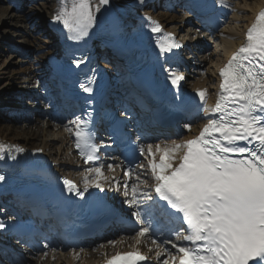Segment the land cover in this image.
Instances as JSON below:
<instances>
[{"label": "snow or ice", "instance_id": "6c2138e0", "mask_svg": "<svg viewBox=\"0 0 264 264\" xmlns=\"http://www.w3.org/2000/svg\"><path fill=\"white\" fill-rule=\"evenodd\" d=\"M110 4L111 0H71L53 20L73 33L69 39L81 40L97 24L101 9ZM151 23V32L162 31L158 22ZM166 35L163 42L156 41L161 57L181 47L171 33ZM73 63L79 67L83 61ZM164 70L171 84L178 87L184 76L170 67ZM218 75L214 104H206L207 89L196 90L204 104L205 120L198 134L139 147L144 161L133 165L128 160L122 180L105 175L101 152L109 145L102 139L97 142L90 109L64 126L74 137L84 164L96 165L86 169L83 190L65 179L66 191L83 197L89 187L103 191L107 185L122 194L130 213L135 232L131 250L116 252L104 264H150L152 260L157 264H264V9L258 11L245 32V41ZM90 84L91 78L80 88L92 94ZM86 103L92 105L93 100ZM120 117L112 118L108 140L135 144L123 127L130 118L128 112H121ZM183 127L191 130L190 123ZM6 147L0 144V153ZM11 148L17 153L25 151L17 145ZM8 159L15 156L9 152ZM117 167L120 165L109 163L107 171L114 172ZM5 179L0 175V181ZM6 227L0 222V229ZM149 241L148 252H142L140 246ZM107 243L115 246L118 242ZM74 255L78 258L79 253ZM45 256L46 251L40 259Z\"/></svg>", "mask_w": 264, "mask_h": 264}, {"label": "bare ground", "instance_id": "6f19581e", "mask_svg": "<svg viewBox=\"0 0 264 264\" xmlns=\"http://www.w3.org/2000/svg\"><path fill=\"white\" fill-rule=\"evenodd\" d=\"M49 1L51 2L49 7L41 8V12L33 11V18L37 17L42 21H49L50 19H52L53 15L60 10V8L71 5V0H45V3H48ZM124 1L126 0H111L110 6H105L104 8H102L101 12L97 14L99 17L97 24L89 30V35L84 38H86V40H91L96 38L97 36L102 35V31H104L105 29L108 30L106 26L105 16L110 12L114 13L115 11H117L118 8L122 7ZM133 1L137 2V0ZM95 2L96 0H93V3ZM11 6L13 5H9L8 0H0V17L7 16L9 20L16 21L13 9L9 8ZM262 7H264V0H235L231 3L230 15L224 22H222L223 27L221 31L219 33L207 35L206 39L210 42V44L213 43L214 46L210 51H208V53L205 54L204 57L203 55L200 56V58H203L202 62L200 63L199 67L188 76L189 78L186 82L187 84L189 83L191 87L194 88L205 87L208 94H212V92L215 91L214 83L218 78V70L220 69L219 65L221 61L224 58L226 59L229 54L233 52L240 43H242L243 35L246 29L250 26L254 17ZM156 9L157 7L155 8V10ZM155 10L150 17H153L155 20H157L160 25H164L165 27H168L170 29H175L178 33H181L182 28L187 26L185 29L190 30V32H194L188 27V21H184V23H174L176 16H178V10L173 13H167L164 9H160L158 11ZM115 15L118 16L119 12H117ZM26 22V17H22L21 23L23 24V26L20 30L18 29L17 31L25 33L27 35V38L31 37V43L36 45V48H34V52H36V58H34L33 60L31 58H28L25 61L28 66H20V73L17 72L14 76H6L7 70L3 65L5 63V59H2L0 57V76L4 77L5 75L6 85H10L9 88L20 91V94L29 95L32 94V92L28 91L29 87L32 86L33 88L34 86H36V76H39L40 74L46 72V67L34 66V63H36L37 59L40 58L52 59L53 53L55 50H57V48L54 46L55 44H44V42L40 38H37L35 34H33V31L28 26H25ZM6 24H10V22H6ZM6 24H2L0 29H4L6 27ZM132 25L125 26L121 24L119 26L123 31H129L128 29L132 27ZM13 26L16 25L13 24ZM65 30L69 36L72 35V33H70L67 29ZM3 32L6 31L3 30ZM193 34L194 33H190L187 35L192 36ZM19 36L21 35L19 34ZM69 36H67V44H71V42H73L72 39L68 38ZM21 39H18V41L21 40L23 42H29L24 38ZM195 40H200V37H196ZM11 62L14 65H24V63L18 64L16 60H12ZM22 72H24V75L20 76ZM40 89L44 88L40 86ZM31 105L32 103H29L28 107H30ZM34 115L36 119H32V117H30V115L25 112V114L18 115V118L9 117V119L0 120V144L8 146L6 147L8 149H12V145L22 147L24 148V150L29 149L30 147H41L45 150L46 154L50 158L57 161V171L67 174L78 184L84 185V176L87 175L86 169L89 167L80 164L77 160H75L73 154L71 153V147L68 137L69 132L65 131L64 127L66 124L62 123L58 119V116L52 117L48 114L42 116L37 113L33 114V116ZM196 126L197 124L191 125L190 131L184 129V132H182L179 136L173 138L157 139L154 137L149 140V143L156 144L170 142L171 140L186 139L188 137H191V135L195 133ZM109 163H112L114 165L116 164L115 162H105V175L115 176L117 180H122L123 171L119 173L116 169L114 172L107 171V164ZM90 188L96 191H101L94 186ZM104 191L106 192L107 197L110 199L116 201L124 199L120 192L116 191L114 188H108L107 185H105ZM134 235L135 232L128 234L127 237L116 238L115 240L118 243L115 246L101 241L97 243V245H93L92 248H81L83 249V251H81V249L73 248L64 249L63 247H57V249L50 247L47 249H34L32 250L33 253H27L28 257L24 258L22 261H17L15 264H77L86 261H99L114 252L131 250V246L134 244V241L131 239V237ZM101 245H103V247H101ZM150 246V242H148L146 245H141V251L147 253ZM45 251L47 252V256H45L41 260L40 257L43 256ZM74 253H79L78 258H76Z\"/></svg>", "mask_w": 264, "mask_h": 264}, {"label": "rangeland", "instance_id": "374dc122", "mask_svg": "<svg viewBox=\"0 0 264 264\" xmlns=\"http://www.w3.org/2000/svg\"><path fill=\"white\" fill-rule=\"evenodd\" d=\"M34 10H36L37 12L40 10V8H38V7H36ZM28 12V11H27ZM40 12V11H39ZM22 15L20 14V13H18V15L16 16L17 17V20L16 21H13V20H9L8 18H7V16H5V17H0V23H5L6 21H7V23L8 22H10V24H6V29L4 28V29H0V33H2L3 32V30H5L6 32H9V34H13V33H15V32H13L14 30H15V28H14V26H13V24H15V25H17V26H19V27H22L23 26V24L21 23V17ZM31 18L29 17L28 19H27V22L25 23V26H28V27H30V28H32V31L34 32V33H36V36L38 35L40 38H41V36L43 35V34H41V33H37L36 31H38V29L39 28H41L42 27V23L40 22V21H37L35 24H31ZM2 31V32H1ZM8 39H10L11 41H13V42H16L15 40L16 39H18V38H15V37H13V36H6ZM22 44H24L29 50H31V51H33V48H30L29 46H33V45H27V44H25V43H22ZM3 47V46H2ZM10 56V55H9ZM0 57L2 58V59H5V63L3 64L4 65V68L7 70V73H6V76H14V75H16V73L17 72H19V67L21 66V65H14L11 61L13 60V58L12 57H8V52H3V53H1L0 54ZM20 73V72H19ZM20 76H21V74H20ZM8 85H6V80H5V75H4V77H1L0 76V88L2 89V90H4L3 88H5V87H7Z\"/></svg>", "mask_w": 264, "mask_h": 264}]
</instances>
